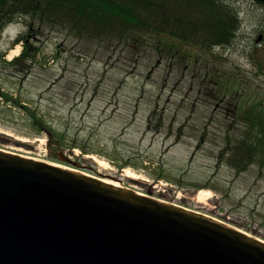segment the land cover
<instances>
[{
    "label": "rangeland",
    "instance_id": "374dc122",
    "mask_svg": "<svg viewBox=\"0 0 264 264\" xmlns=\"http://www.w3.org/2000/svg\"><path fill=\"white\" fill-rule=\"evenodd\" d=\"M226 1L240 30L215 48L151 32L89 39L36 19L8 22L0 29V90L45 122L35 127L0 97V149L120 179L264 242V127L257 124L264 123V49L252 47L264 32V6ZM25 32L37 54L11 63L22 48L12 40ZM255 107L262 113L249 119ZM242 141L257 149L238 167L233 153Z\"/></svg>",
    "mask_w": 264,
    "mask_h": 264
},
{
    "label": "water",
    "instance_id": "95a60500",
    "mask_svg": "<svg viewBox=\"0 0 264 264\" xmlns=\"http://www.w3.org/2000/svg\"><path fill=\"white\" fill-rule=\"evenodd\" d=\"M0 264H264V242L196 211L0 149Z\"/></svg>",
    "mask_w": 264,
    "mask_h": 264
},
{
    "label": "trees",
    "instance_id": "16d2710c",
    "mask_svg": "<svg viewBox=\"0 0 264 264\" xmlns=\"http://www.w3.org/2000/svg\"><path fill=\"white\" fill-rule=\"evenodd\" d=\"M254 1L264 6V0ZM20 17L60 25L89 39L132 40L141 32H151L161 41L168 37L186 43L197 42L209 48L231 44L240 30L237 10L225 0H0V29ZM26 26L29 33L31 22L26 21ZM27 33L12 40L11 45L21 43L22 48L9 62L29 60L37 54ZM162 44L156 42V47ZM163 45L176 52L173 45ZM0 97L3 103H11L19 109L35 127L45 122L43 116L24 104L19 96L0 90ZM258 112L262 113L255 107L247 117L255 120ZM257 124L264 127L261 119ZM53 135L58 136L55 132ZM254 144L242 141L236 145L233 160L238 167L244 164L243 156L248 150L249 153L253 150L251 154L255 152L257 144Z\"/></svg>",
    "mask_w": 264,
    "mask_h": 264
},
{
    "label": "flooded vegetation",
    "instance_id": "af4514ba",
    "mask_svg": "<svg viewBox=\"0 0 264 264\" xmlns=\"http://www.w3.org/2000/svg\"><path fill=\"white\" fill-rule=\"evenodd\" d=\"M251 1L255 2L254 0H251ZM254 43L255 44L252 46L253 48H256V47L260 46V47H262L264 49V32H263V29L258 32L257 36H255Z\"/></svg>",
    "mask_w": 264,
    "mask_h": 264
},
{
    "label": "bare ground",
    "instance_id": "6f19581e",
    "mask_svg": "<svg viewBox=\"0 0 264 264\" xmlns=\"http://www.w3.org/2000/svg\"><path fill=\"white\" fill-rule=\"evenodd\" d=\"M52 164H54V165H58V164H55V163H52ZM58 166H60V165H58ZM100 179H103V180H106V181H109V182H112V183H115V184L121 186L120 182H118V181H116V180H113V179L110 180V179H105V178H100Z\"/></svg>",
    "mask_w": 264,
    "mask_h": 264
}]
</instances>
